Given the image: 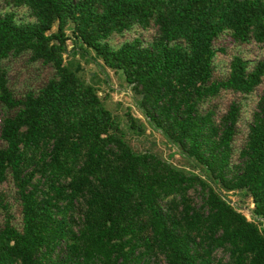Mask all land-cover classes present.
<instances>
[{
    "label": "trees",
    "instance_id": "1",
    "mask_svg": "<svg viewBox=\"0 0 264 264\" xmlns=\"http://www.w3.org/2000/svg\"><path fill=\"white\" fill-rule=\"evenodd\" d=\"M136 31L149 41L110 43ZM226 38L264 49V0H0V264H264V57L229 55L222 76ZM77 48L123 74L182 166L132 145L144 123L127 108L121 130ZM257 90L236 145L243 105L219 100Z\"/></svg>",
    "mask_w": 264,
    "mask_h": 264
},
{
    "label": "rangeland",
    "instance_id": "2",
    "mask_svg": "<svg viewBox=\"0 0 264 264\" xmlns=\"http://www.w3.org/2000/svg\"><path fill=\"white\" fill-rule=\"evenodd\" d=\"M17 20H22L25 22L30 21L26 12H20L19 10L17 11ZM151 33L152 31H136L134 34H126L123 37L114 36L111 38L110 43L117 47L123 40H130L133 37H141L145 42H148ZM67 35L70 37L69 32H67ZM67 46L68 50L72 49L73 45L71 39L67 40ZM218 47L226 49L228 54L227 55L220 52L217 55L216 64L218 65L219 74L222 76H225L227 73V62L229 61V55L238 52L244 57L245 60L249 61L250 63H253L264 57V49L253 43L243 47H235L232 43H230V40L226 38L221 40V43ZM76 53L77 55L74 57V60L78 62L81 67V71L79 72L80 77L86 83L97 86L99 96L104 98V105L106 108L120 118L119 121L121 130L126 131L127 120L124 116V111L127 108L130 109L134 117L144 123L145 132L142 136H128L131 138L132 145H137V149L140 150L148 148L158 150L164 159L176 166H182L183 162L179 155L174 153V149H172L158 133L152 131L149 126L145 124L143 117L134 106V96L131 87L125 82L123 74L121 72H114L110 69L102 68L99 65V61H91L90 58L93 57V53L90 51H87L86 54L77 48ZM72 60L73 59L71 55L65 58L66 63H69V61ZM27 70L28 69L22 65L20 61H15L13 64H11L10 72L12 77L11 83L13 86H16L18 89H20L24 83L27 84L30 82L32 72ZM261 94V90H257L247 97H243L238 94H225L219 100L218 106L220 113H223L225 107L232 101L241 102L243 105V113L240 123L241 134L239 141L236 142V145L240 144L241 140L246 134L247 125L250 122L252 113L256 111V106ZM3 188L6 189L7 187L4 185ZM6 190L9 193V198L7 200L11 203V192L9 189ZM228 199L248 220L251 219V209L253 208V205L251 204L250 199L242 196L240 193H229Z\"/></svg>",
    "mask_w": 264,
    "mask_h": 264
},
{
    "label": "water",
    "instance_id": "3",
    "mask_svg": "<svg viewBox=\"0 0 264 264\" xmlns=\"http://www.w3.org/2000/svg\"><path fill=\"white\" fill-rule=\"evenodd\" d=\"M263 229H264V223H263Z\"/></svg>",
    "mask_w": 264,
    "mask_h": 264
}]
</instances>
